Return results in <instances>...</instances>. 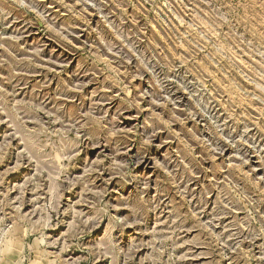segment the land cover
Here are the masks:
<instances>
[{
    "label": "rangeland",
    "instance_id": "rangeland-1",
    "mask_svg": "<svg viewBox=\"0 0 264 264\" xmlns=\"http://www.w3.org/2000/svg\"><path fill=\"white\" fill-rule=\"evenodd\" d=\"M0 264H264V0H0Z\"/></svg>",
    "mask_w": 264,
    "mask_h": 264
}]
</instances>
